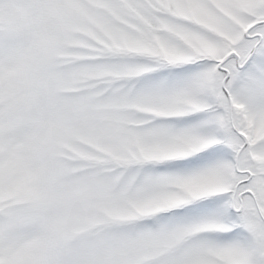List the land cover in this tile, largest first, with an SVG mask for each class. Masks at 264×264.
Segmentation results:
<instances>
[{"label":"snow or ice","instance_id":"snow-or-ice-1","mask_svg":"<svg viewBox=\"0 0 264 264\" xmlns=\"http://www.w3.org/2000/svg\"><path fill=\"white\" fill-rule=\"evenodd\" d=\"M0 264H264V0H0Z\"/></svg>","mask_w":264,"mask_h":264}]
</instances>
